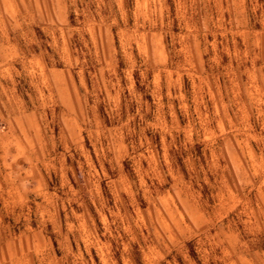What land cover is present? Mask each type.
<instances>
[{
	"label": "rangeland",
	"instance_id": "rangeland-1",
	"mask_svg": "<svg viewBox=\"0 0 264 264\" xmlns=\"http://www.w3.org/2000/svg\"><path fill=\"white\" fill-rule=\"evenodd\" d=\"M48 3L43 19L35 15L34 0L0 3V13L9 21L18 14L25 46L45 54L41 71L52 85L45 92L67 103L69 96L76 99L77 93L83 96L107 82L112 95L120 92L123 120L132 119L135 131L123 138L124 147L112 141L123 121H104L108 92L99 91L102 118L95 128L81 124L85 130L77 137L73 122L59 119L62 108L54 122L52 108L45 109L46 120L39 118L40 90L27 73L0 69V100L12 98L15 115L30 113L37 124L34 130L25 117L24 129L11 128L38 150L37 163H29L31 152L13 154L0 145V174H23L27 167L39 174V222L33 211L25 229L26 234L39 229V243L27 244L28 264H162L153 241L170 227L167 221L178 227L172 212L163 213L151 240L149 229L139 225L150 210L160 216L152 207V193L162 183L171 182L165 194L186 186V177L174 167L177 157L185 173L194 166L203 169L202 178L207 173V195L213 200L220 195L213 186L223 179V169L230 178L250 172L258 179L249 200L236 203V215L248 221L251 212L264 209V0H163L159 6L152 0H75V7L69 0L64 19L71 31L63 37ZM68 58L84 62L86 87L80 86L79 69L66 68ZM10 63L22 71L20 63ZM65 81H74L75 87L63 89ZM93 103L89 97L82 107L76 99L78 115L83 113L79 121L91 114ZM0 109L7 116L3 105ZM173 207L181 216L183 206ZM1 209L0 230L19 233L23 227ZM249 235H257L264 250V217ZM237 242L245 244L236 234L213 232L205 247L199 242L187 249L177 246L168 258L176 257L178 264H209L211 254L212 264H233L230 250ZM14 245L0 242V264H13ZM239 261L246 264L242 255Z\"/></svg>",
	"mask_w": 264,
	"mask_h": 264
},
{
	"label": "clouds",
	"instance_id": "clouds-1",
	"mask_svg": "<svg viewBox=\"0 0 264 264\" xmlns=\"http://www.w3.org/2000/svg\"><path fill=\"white\" fill-rule=\"evenodd\" d=\"M117 4H122L123 0H116ZM157 6L163 3V0H152ZM241 3L244 0H240ZM5 6H9L12 0H0ZM35 3V15L43 19L44 15L48 11V0H34ZM52 7L56 12V19L59 21V30L62 37L66 35L71 29L67 28L66 21L64 19L65 11L69 6V0H51ZM72 7H75V0H71ZM77 16L79 12L77 11ZM51 23V20L49 21ZM115 23V21H113ZM7 25V27H6ZM21 27V22L18 19V14H12V19L9 21L4 13H0V69L8 71L11 69L15 75H24L27 73L31 77L33 84L40 90L39 91V106L37 107V113L39 118L46 120L45 109L52 108V122L57 119V109L62 108L64 115L59 116L62 121L71 120L74 124V133L77 137L85 129L81 127L83 124L85 127L95 128L97 122L101 117V101L97 92L107 91L108 97V114L104 116L105 122L110 118L113 122H121V126L114 133L111 134L112 141L121 144L124 147L123 138L126 135L135 131L133 129V121L129 119L123 120V113L120 105V92L117 91L115 95H112V89L109 84L105 82L100 88L94 86L92 92H85L83 96L77 93V98L83 107L89 97H92L94 103L90 106L91 114L84 116L82 121H79V115H83L82 112L78 115V109L75 107L76 99L71 96L68 97L67 103H58L55 100L54 95L50 96L45 92V89L52 91V85L49 79L45 76L44 72V56L43 52L36 55L37 49L31 46L26 47L18 34V30ZM34 31V29H32ZM11 34H15L10 37ZM93 38L96 39V34L91 33ZM102 38V37H101ZM40 47H43L40 45ZM15 60L21 64L22 71L16 72L12 69L11 61ZM84 62L77 58H68L66 68L79 69L80 86L86 87L84 81L83 72ZM131 79V74H129ZM43 81V83H39ZM75 87V82L69 85L66 81L62 84L63 89H71ZM118 87V86H114ZM0 88H3V84H0ZM32 104L36 105V98H32ZM0 105L4 106L7 116L0 114V136L5 135V128L16 118V105L12 98L7 101L0 100ZM30 105L29 107H31ZM35 115V113H34ZM64 127H68L65 123ZM144 133H140L143 136ZM10 145L18 147V142L15 138L10 142ZM132 147H135L134 145ZM227 148L228 145H225ZM107 150V149H106ZM37 149L33 145H29L28 149L21 152L24 155L25 152H31L32 159H29L30 164L38 162ZM46 159V158H45ZM12 162L17 163V158L13 157ZM203 163V160L200 162ZM213 168L216 171H220V164L213 161ZM174 167L180 169L182 175L186 177V186H178L176 189H170L168 193H164V189L169 188L170 181L168 183H162L159 186V191L152 193V207L156 209V212L160 214L158 217L151 210L148 212L146 220L140 223V227L149 229V237L151 240L152 229L160 222L165 212H172L173 218L177 226H171L172 221L169 220L170 227L164 232L158 233L159 240L153 241L154 246L159 248L158 258L162 261V264H178L176 257H169L170 251L174 250L177 246L181 249H187L192 243L199 242L201 247H205L208 243V238L212 237V233L216 232L218 236L222 234H236L240 240L245 241V244L241 246L237 242L236 246L230 251L232 252L233 264H240L239 256H244L246 264H264V250L259 248V239L257 235H249V233L255 234L260 226L261 218L264 217V209H261L259 213L255 211L249 214L248 221L243 220V216H237L239 211L235 207L237 202L241 204L246 203L249 200V189L254 188L257 179H254L250 172L238 173L234 178L229 177L227 169H223L224 176L222 180L217 181V184L213 186V191L219 188L220 195L213 200L210 195H207V184L210 182L207 177V173L204 177H201L202 168L194 166L188 173L184 172V166L181 163V158H176ZM240 167H245L241 164ZM23 169H21L22 171ZM166 180L167 177H162ZM29 181L24 180L23 186L26 188ZM264 188V185H261ZM199 193L197 195L196 193ZM161 195L164 196V200L161 201ZM168 197H171L169 199ZM174 205H182V215L177 217L175 215L177 208ZM229 213H231L229 215ZM219 214V216L217 215ZM171 233V241L167 239L168 234ZM22 246V244H21ZM211 252V250H210ZM209 264H212V255L208 257Z\"/></svg>",
	"mask_w": 264,
	"mask_h": 264
},
{
	"label": "crops",
	"instance_id": "crops-1",
	"mask_svg": "<svg viewBox=\"0 0 264 264\" xmlns=\"http://www.w3.org/2000/svg\"><path fill=\"white\" fill-rule=\"evenodd\" d=\"M0 114H2L1 109ZM25 117L31 128L36 130L37 124L34 116L29 113L25 115ZM25 117L23 113H20L19 115L17 113L16 118L8 124V130L6 131V134L0 136V145L9 147L11 149V153L13 154L22 152L30 145V142L28 141L29 139L25 134L24 136H22V139L19 135L11 131V128L14 124L18 125L19 128L24 129L25 120L23 119ZM13 138H15L18 142V147L10 145V142L13 140ZM30 169L31 168L27 167V169L23 171V174H0V205L2 207L1 211L10 216L13 223H20L19 226L23 227V229L17 234L9 232L3 234V230H0V242L5 243L6 241L11 240V243H15V249L12 253L13 255L10 254V257L13 259V264H28L29 262H27L25 258L26 248L28 246L27 244L39 243V229H31L30 234L25 233V229H27L26 220L29 218V213L33 211L38 212L37 221L39 222V174H33ZM24 180L29 181L26 188L23 186ZM34 199L37 200V202L33 201ZM2 226L3 225L0 222V228ZM35 226L38 227L39 223Z\"/></svg>",
	"mask_w": 264,
	"mask_h": 264
}]
</instances>
